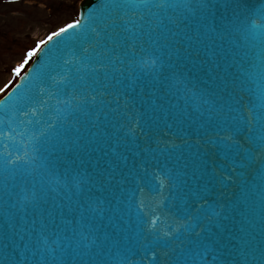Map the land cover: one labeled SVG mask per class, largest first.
I'll return each mask as SVG.
<instances>
[{
  "label": "water",
  "instance_id": "95a60500",
  "mask_svg": "<svg viewBox=\"0 0 264 264\" xmlns=\"http://www.w3.org/2000/svg\"><path fill=\"white\" fill-rule=\"evenodd\" d=\"M262 2L83 0L0 100V264H264Z\"/></svg>",
  "mask_w": 264,
  "mask_h": 264
},
{
  "label": "rangeland",
  "instance_id": "374dc122",
  "mask_svg": "<svg viewBox=\"0 0 264 264\" xmlns=\"http://www.w3.org/2000/svg\"><path fill=\"white\" fill-rule=\"evenodd\" d=\"M80 1L0 0V98L16 83L20 74L13 70L23 63L25 53L77 20Z\"/></svg>",
  "mask_w": 264,
  "mask_h": 264
},
{
  "label": "snow or ice",
  "instance_id": "6c2138e0",
  "mask_svg": "<svg viewBox=\"0 0 264 264\" xmlns=\"http://www.w3.org/2000/svg\"><path fill=\"white\" fill-rule=\"evenodd\" d=\"M157 7H164L165 4L163 2H161L160 4L156 5ZM204 7H206L207 5H202ZM99 7H103V5L99 6ZM115 7H120V5H115ZM255 13L261 18V19H264V2H262L261 4H259V6L255 9ZM79 25V21H76L75 23H70V24H67L65 27H61L58 31H53L51 34H49L47 36L46 39H43V40H40L38 43H36V45L31 48L30 50H28L26 53H25V56H24V59H23V63H21L19 66L15 67L14 68V72L16 75H19L21 70L24 68V66L26 64L29 63V61L32 60L33 57H37V54L39 53L40 49L48 44L50 41L53 40L54 37H58L60 36L61 34L63 33H66L68 32L70 29H74L76 28L77 26ZM252 27L253 28H257L259 27L255 22L252 23ZM95 31V29L93 30ZM133 48L135 47V45L132 46ZM84 53H85V56L87 55L88 53V49L85 48L84 49ZM128 51L125 52V55H128ZM131 55H135V52H131ZM156 59H159L158 57ZM258 59H259V64L258 65H255V67L257 68L258 70V74L259 76L261 77L262 80H264V48L261 49V51L258 53ZM68 61H65V63H67ZM145 64L149 63V61H144ZM151 63L153 65H155L156 63V60H152ZM163 66V64L161 63V67ZM96 71H99L100 69L97 68V69H94ZM167 79V77L165 78ZM175 83H180V81L177 79L174 81V84L172 85L173 87L175 86ZM93 99H95V97H93ZM260 99H261V107L264 108V90L261 91V95H260ZM208 101H205V103H207ZM240 121L241 123L243 122H247V124L249 125V128H248V132L251 133L252 131V124H253V109H249V115L247 117V119L244 118L243 116V113H241V116H240ZM241 129L238 127L236 129V132L238 133ZM232 140V144L233 146H236L239 144V141L237 140H234L232 136H228V137H219V142H223L224 140ZM193 196L197 197V198H203L202 196H200V194L198 192H193L192 193ZM43 197H38L35 189H33V192H32V201L34 203V206H38V202H39V199H42ZM27 199V197H26ZM204 205H200V208L196 209V212L199 213L200 209L203 208ZM51 214V213H49ZM192 219L194 220H197L199 221L200 217L199 215H193L192 216ZM153 224L156 223L155 220L152 221ZM197 235H199V233H197ZM81 238L82 239H85V237H83V235L81 234Z\"/></svg>",
  "mask_w": 264,
  "mask_h": 264
}]
</instances>
